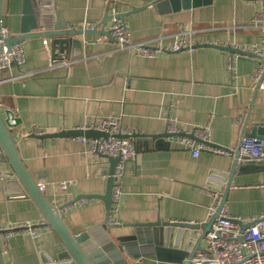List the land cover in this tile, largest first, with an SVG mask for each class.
I'll return each mask as SVG.
<instances>
[{"label":"crops","instance_id":"0c3cea01","mask_svg":"<svg viewBox=\"0 0 264 264\" xmlns=\"http://www.w3.org/2000/svg\"><path fill=\"white\" fill-rule=\"evenodd\" d=\"M153 1L120 0L118 9L128 13ZM106 5L104 0H54L45 8H52L55 17L72 28L83 29L99 25ZM1 9V22L10 37L23 30L35 32V17L24 13L23 0H3ZM258 13L264 17V0H211L208 5L164 16L149 6L128 14L125 22L137 43L149 41L167 48L174 44V35L188 26L196 31L190 37L196 45L230 44L243 50L264 42V32L252 26ZM35 16L41 28L37 8ZM111 25L109 20L107 31ZM78 40L83 48L70 45L64 53L80 61L54 71L45 70L50 55L60 51L50 39L28 38L20 43L26 63L21 68L13 66L1 77L29 71L38 74L1 83L0 109H9L20 119L13 137L22 163L36 183L39 179L48 182L44 196L60 209L71 234L89 236L83 248L96 264H179L159 261L147 241L127 242L130 252L125 250V254L113 241L138 235L134 224L207 223L230 174L227 213L237 218L264 214V166L241 171L247 164L239 162L232 174V155L203 151L194 157L176 138L165 139L163 148L153 141L131 140L138 154L124 164L118 180L121 192L109 218L100 199L66 206L80 195L104 194L111 165L96 158L90 143L79 140L83 137L42 141L31 137L35 129L55 134L116 118L123 135H159L175 121L182 131L207 128L210 145L236 150L255 124L264 126V91L256 90L253 82L259 64L255 56L200 47L178 53L160 51L154 58H143L132 50H118L115 41L98 34L81 35ZM232 60L233 72L229 69ZM62 181L76 185L61 193L56 184ZM28 223L36 226L38 238L15 232L4 243L0 232V264H41L46 258L58 259L64 251L10 164L0 161V230Z\"/></svg>","mask_w":264,"mask_h":264},{"label":"water","instance_id":"95a60500","mask_svg":"<svg viewBox=\"0 0 264 264\" xmlns=\"http://www.w3.org/2000/svg\"><path fill=\"white\" fill-rule=\"evenodd\" d=\"M54 0H23L24 13L26 15H34L35 17V27L32 30H23L22 34L15 37H9L6 43L11 46L14 44H20L28 38H47L51 40L53 46L58 47L60 52H65L69 49L70 45L80 46L83 48V42L78 40L81 35H101L109 39L114 38L110 35V31L106 30L107 22L111 20L110 15L111 1L107 2V10L102 21L99 25L94 26L93 29H74L72 26L56 18L52 8H45L46 4L53 3ZM3 0H0V21L2 14ZM211 0H155L145 7H133L128 13H120V18L125 20V18L130 13L141 12L146 10L147 7L152 6L157 9L159 15L164 16L165 14L177 13L182 9L196 8L201 5H208ZM37 8L39 16V21L41 22V28L37 25V17L35 16V8ZM116 42V41H115ZM206 47L213 49H220L228 52L231 55L241 54L249 55L239 48H234L229 45H212V44H200L193 47V49ZM256 90L258 88L256 87ZM21 124L20 119L16 118L15 114L7 109H0V161L4 163H9L13 169V173L19 180L21 185H23L27 195L36 203L39 210L42 213L43 219L46 221V225L51 227L55 232L57 237H59L64 251L60 253L57 261L63 262L65 264H96L93 259L87 254L83 248V244L89 238L85 233L79 236H74L71 234L67 228L64 219L60 215V209L54 204L49 202L47 198L39 190L38 184L36 183L34 177L27 167L22 163L19 153L16 150V140L13 137L14 130ZM109 136L106 132H101L92 129H82L78 128L76 130H63L59 133L50 134L43 133V135L32 134L31 137L44 140L47 138H79L84 137L87 139H99L107 138ZM189 137L191 139L197 140L193 134H171L168 131L165 134L159 135H143L140 133H132V135H123L121 137L132 139H145L147 141H153L155 146L158 148H163L164 141L167 138H178V137ZM246 137L250 138H260L264 137V126L263 124H255V128L251 133H248ZM233 156V170L232 174L239 163L240 149L235 152H231ZM109 164L111 165L109 176L107 179V186L105 193L102 195H80L74 200L69 202L66 206L75 205L80 202V200H102L105 204L106 218H109L111 211L114 207V200H112L113 188L115 186V171L117 168V163L119 161L118 157L107 158ZM257 166H264L263 162H257L256 164L247 163V165L241 167V171L246 169L256 170ZM231 174L229 177L228 184L225 186L221 194V204L218 207L216 213L210 218L207 223H191V222H179V221H169V222H151L149 224H134L133 227H138V235L134 237H118L113 243L119 252L125 254V250L130 252V248L126 244L127 242H133L134 240L141 239L142 241H147L151 244L150 251L154 252L157 259L163 262H175L179 264H189V260L192 259L195 254L199 251H203V243L208 232L211 230L214 222L219 218V214L224 208L227 201V193L231 187ZM249 225H242V230L248 228ZM48 260V258H46Z\"/></svg>","mask_w":264,"mask_h":264},{"label":"built area","instance_id":"2783aa9c","mask_svg":"<svg viewBox=\"0 0 264 264\" xmlns=\"http://www.w3.org/2000/svg\"><path fill=\"white\" fill-rule=\"evenodd\" d=\"M111 1L110 15L111 29L110 35L117 43L118 50H132L143 58H154L160 51H168L178 53L184 49H192L196 43L190 37L196 32L188 26H184L182 31L174 35V44L167 48L151 44V42H134L131 38V31L128 24L120 18L118 4L120 0H104ZM264 32V17L262 13H258L254 18V25ZM93 26H86L85 29H93ZM10 37L7 26L0 21V84L9 80H16L24 77H34L38 72H24L19 75H11L7 79L1 77L6 70H10L13 66L21 68L26 63L25 52L22 44H14L9 46L6 41ZM244 52L258 58V68L253 76V82L258 90L264 91V42L262 44L254 43L252 46L243 49ZM80 60L70 59L64 52H55L49 57V64L46 71H54L59 68H71ZM231 72L234 71V60L229 64ZM168 132L171 134H193L199 140L197 142L187 136L176 138L181 146L189 149L194 157H199L203 151L210 152L215 155H232L231 152L236 150H228L222 147H215L209 144V132L207 128H195L192 131H182L178 128L175 121H171L168 126ZM85 129L98 130L109 134L107 138H99L90 140L87 138H79L83 143H90L91 153L99 160H107V158L118 157L117 168L115 171V186L113 188L112 200L116 202L121 186L118 180L123 174L124 164L127 160L135 159L138 151L134 143L123 136L120 120L106 119L96 126ZM35 134L43 135L37 129ZM133 132L129 133L132 135ZM240 156L238 158L241 163H253L264 161V137L250 138L242 137L239 141ZM39 190L45 194L48 188V182L45 179L37 181ZM74 181H62L56 184L61 193L67 192L74 187ZM216 205L211 207L210 215L216 213L221 204V195L216 196ZM57 207V206H56ZM219 218L212 225L211 230L205 237L203 243V251H199L189 260V264H264V214L254 218L234 217L229 215L225 209L219 214ZM242 225H249L248 228L242 230ZM3 232L4 243H7L6 236L15 232H23L30 234L34 238H38V230L34 224L28 223L23 225H10L8 229H1ZM41 264H65L52 258L42 262ZM130 264H141L137 261Z\"/></svg>","mask_w":264,"mask_h":264}]
</instances>
